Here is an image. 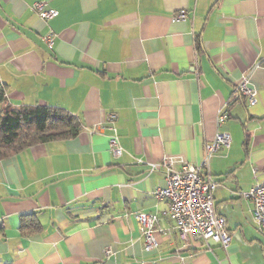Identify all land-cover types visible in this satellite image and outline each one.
Returning <instances> with one entry per match:
<instances>
[{
	"label": "crops",
	"instance_id": "obj_1",
	"mask_svg": "<svg viewBox=\"0 0 264 264\" xmlns=\"http://www.w3.org/2000/svg\"><path fill=\"white\" fill-rule=\"evenodd\" d=\"M35 3L58 17L42 20ZM244 78L256 106L235 96ZM0 84L15 108H58L81 123L75 138L0 160V264H264L244 198L264 184V0H0ZM218 131L232 138L209 163L226 250L183 241L154 196L164 170L149 174L166 157L201 165ZM139 213L160 218L154 251ZM25 216L36 231L21 229Z\"/></svg>",
	"mask_w": 264,
	"mask_h": 264
},
{
	"label": "built area",
	"instance_id": "obj_2",
	"mask_svg": "<svg viewBox=\"0 0 264 264\" xmlns=\"http://www.w3.org/2000/svg\"><path fill=\"white\" fill-rule=\"evenodd\" d=\"M31 9L44 21L53 20L59 15L56 10L48 8L46 3H35ZM187 18L186 12L182 11L174 21H184ZM56 37V34L50 31L43 41L53 49ZM235 96L243 98L250 106L259 103L258 92L250 87L247 78L237 85ZM226 119V114L222 112L217 119L218 127H221ZM116 122L115 114L109 115L106 119L113 132L109 142L110 152L119 159L123 156L124 150L119 142ZM231 142L230 134L218 131L214 141L206 145L205 158L199 166L180 161L178 169L175 166L178 162L172 157L164 158L161 164L150 165L149 174L164 170L166 186L157 190L154 196L157 200L169 203L167 215L175 223L181 239L187 244L200 248H210V245L214 244L225 250L230 246L231 234L227 229V220L216 210L214 190L217 183L209 172V163L222 150H229ZM244 198L252 202L254 225L257 232L264 236V184L255 185ZM136 220L141 228L144 250L146 252L156 250L159 246L156 234L160 218L154 214L139 213ZM110 255L112 250L108 248L106 256Z\"/></svg>",
	"mask_w": 264,
	"mask_h": 264
},
{
	"label": "trees",
	"instance_id": "obj_3",
	"mask_svg": "<svg viewBox=\"0 0 264 264\" xmlns=\"http://www.w3.org/2000/svg\"><path fill=\"white\" fill-rule=\"evenodd\" d=\"M6 93V87L0 84V160L37 144L75 138L81 132L80 121L65 110L47 106L15 108ZM28 217H23L22 230L27 229ZM28 226L32 231L37 229L32 220Z\"/></svg>",
	"mask_w": 264,
	"mask_h": 264
},
{
	"label": "rangeland",
	"instance_id": "obj_4",
	"mask_svg": "<svg viewBox=\"0 0 264 264\" xmlns=\"http://www.w3.org/2000/svg\"><path fill=\"white\" fill-rule=\"evenodd\" d=\"M246 218H247V220H248L249 225L252 227V226H253V222H252V220H251L250 215H247Z\"/></svg>",
	"mask_w": 264,
	"mask_h": 264
}]
</instances>
